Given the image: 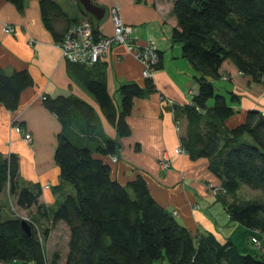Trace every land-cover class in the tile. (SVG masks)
I'll list each match as a JSON object with an SVG mask.
<instances>
[{
    "label": "trees",
    "instance_id": "1",
    "mask_svg": "<svg viewBox=\"0 0 264 264\" xmlns=\"http://www.w3.org/2000/svg\"><path fill=\"white\" fill-rule=\"evenodd\" d=\"M5 1L23 12L25 0ZM38 2L43 24L56 44L65 33L55 31L59 20L69 25L87 20L98 36L96 22L78 3L82 19L68 17L54 0ZM172 15L177 27L172 30L171 42L180 45L181 56L193 68L197 85L188 104L172 106L173 112L180 113L187 122L180 149L193 160L218 161L224 192L215 197L224 200L233 223L264 237V116L250 111L244 123L227 129L224 123L235 111L212 85L213 80L220 79L225 61L231 62L241 76L264 85V0H173ZM68 64L83 88L94 96L117 136L128 137L126 118L133 100L144 91L156 92L152 78L145 79V89L136 84L121 86L117 108L104 81L94 75L97 64L90 68ZM159 65L160 60L155 70ZM32 85L26 71L7 74L0 67V104L15 112L21 93ZM230 98L236 100L233 95ZM41 104L61 125L54 151L60 179L55 190L69 185L73 193L49 214L39 201L40 185H21L17 156L0 153V195L6 190L17 209L36 207L37 215L47 218L51 225L62 222L67 226L63 264H154L165 260L168 264H264V251L244 254L229 239L219 241L210 233L192 236L175 215L155 202L142 175L125 185L114 180L102 158L117 157V142L103 137L88 104L70 96H43ZM174 120L180 127L178 115ZM73 132L81 137L82 146L73 140ZM241 186L258 192L263 201H236ZM227 196L231 202L227 203ZM1 211L0 205V264H60L57 251L49 259L45 257L43 243L49 227L39 234L33 219L15 213L3 218ZM22 220L28 223L30 234L23 230Z\"/></svg>",
    "mask_w": 264,
    "mask_h": 264
},
{
    "label": "crops",
    "instance_id": "2",
    "mask_svg": "<svg viewBox=\"0 0 264 264\" xmlns=\"http://www.w3.org/2000/svg\"><path fill=\"white\" fill-rule=\"evenodd\" d=\"M62 2L69 5L67 8L57 2L68 17H81L74 0ZM94 2L105 9L104 18L94 25L101 36L112 35L109 10L116 7L123 23L136 27V45H144L147 41L155 42L160 55L159 68L151 77L156 92L144 91L140 98L133 100L131 113L126 118L130 135L120 138L103 117L94 96L83 88L72 74L68 62L62 58L52 34L43 24L38 0H25L23 12H18L14 5L0 0V67L7 74L26 71L33 80V85L21 93L15 112L7 111L0 104V153L3 156H17L21 185H40L42 192L39 201L49 214L67 195L73 193V188L69 185L55 190L60 179L54 151L61 125L53 114L43 108L41 98L74 97L93 109L103 137L117 142V161L112 163L111 157L102 158L110 166L114 180L125 185L137 175H142L155 202L168 212L175 213V220L192 236L210 233L219 241L231 240L241 253H262L253 244L255 240L260 241L264 249V237L257 231L233 223L223 205L224 200L213 196L208 189L209 185L220 187L222 183L218 161L214 158L193 160L185 153H174L175 149L181 147L180 138L185 135L187 122L180 113L173 112L172 106L188 104V92L196 93L197 85L193 68L181 56L180 45L173 44L170 39L172 30L177 27L176 18L172 15L173 0ZM68 25L59 20L54 28L57 33L63 34ZM6 26L13 27L14 32L5 33ZM94 75L104 81L117 108L121 103L118 92L121 86L136 84L145 89L140 61L121 45L110 47L107 55L95 66ZM220 75L219 80L227 84V96H223L235 111L224 123L227 129L244 123L250 111L264 116V85L254 83L248 76L239 75L229 61L222 64ZM230 95L236 100H231ZM160 97L165 101H161ZM175 115H178L180 121L179 130L175 126ZM15 125L31 135L30 143H25L22 135L15 132ZM72 138L78 145H83L81 137L74 132ZM164 153L169 158L170 167L162 171L159 161ZM245 188L240 187L241 190L260 196L258 192L247 191L249 189ZM225 200L228 203L232 198L227 196ZM0 205L3 218L13 216L12 206L21 218L33 219L42 229L49 227L47 240L62 227L67 244L69 231L64 223L51 225L47 218L37 215L36 207L17 209L6 190L0 195ZM236 235L241 237L238 242ZM243 239L253 247L245 245ZM45 257L49 259L50 255L45 254ZM64 261L65 256L63 261L60 259V264Z\"/></svg>",
    "mask_w": 264,
    "mask_h": 264
},
{
    "label": "built area",
    "instance_id": "3",
    "mask_svg": "<svg viewBox=\"0 0 264 264\" xmlns=\"http://www.w3.org/2000/svg\"><path fill=\"white\" fill-rule=\"evenodd\" d=\"M109 16L113 27L111 36H101L98 34L96 37L93 34L91 23L87 20L70 24L63 34L61 41L57 44L62 58L68 63L80 64L90 68L96 65L102 57L107 55L112 45H121L124 46L128 52L133 53L140 61L143 78H151L160 60L159 51L155 42L147 41L144 45H136L134 41L136 27L123 23L116 7L109 10ZM4 32L12 34L14 28L6 26ZM238 74L240 75L239 72ZM192 95L193 92L189 91V98L192 97ZM160 100L165 101L163 97H160ZM175 126L176 129L179 130L177 123ZM14 130L23 135L26 142L30 141V135L23 131L21 127L15 125ZM174 153L180 155L183 152L180 148H177L174 150ZM116 160V158H111L113 163H115ZM159 166L162 171L169 169L170 161L167 154L164 153L162 155ZM208 189L213 196L223 194L224 192L220 187L211 185L208 186ZM173 215H175V213H173ZM254 244L258 249H262V247H260V241L255 240Z\"/></svg>",
    "mask_w": 264,
    "mask_h": 264
},
{
    "label": "rangeland",
    "instance_id": "4",
    "mask_svg": "<svg viewBox=\"0 0 264 264\" xmlns=\"http://www.w3.org/2000/svg\"><path fill=\"white\" fill-rule=\"evenodd\" d=\"M56 1L57 2H61L63 4V6H66L67 8H69V5H67V2L64 3V2H62V0H56ZM78 19H82V18L79 17ZM212 85H213V88H214L216 94H221V95H225L226 94V89H227L226 82H222L221 80H213L212 81ZM225 96H227V95H225ZM18 134H20V133H18ZM22 137H23V135H22ZM23 140H24V138H23ZM30 142H31V135H30V141L29 142L25 141V143H30ZM159 168H160V166H159ZM245 189H247V188H245ZM247 191H250V190H247ZM235 200L238 201V202H246V201L261 202V201H263L261 196H256V194H254L252 192H246V190H241V189L237 192ZM11 211H12V213H15L18 216L20 215L19 212H17V210L14 209V208L11 209ZM23 219H27V218L23 217ZM35 226L39 230L38 233L41 234L42 233L41 225H39V224H37L35 222ZM236 240L238 242V240H241V237L239 235H236ZM243 243L245 245H248L249 248L253 247V245L256 247L255 244H253V245L249 244V241H246L244 239H243ZM260 244H261L260 247H262V249L261 248L258 249L257 247H256V249H258L260 252H262V251H264V249H263V245H262L261 242H260ZM65 246H66L65 231L63 230L62 227L58 228L56 230L55 234L52 235L46 242L43 243V248H44V251H45L46 255H48V256L50 255L51 256V254L53 252L57 251V252H59L61 254L62 261L64 259L65 253H66ZM238 246H239V248H242L240 245H238ZM250 250H251L250 252H252V249H250ZM252 253L254 255L256 254L255 252H252ZM244 254H246V253H244ZM154 264H168V263L165 260V261H163L161 263L160 262H155Z\"/></svg>",
    "mask_w": 264,
    "mask_h": 264
},
{
    "label": "water",
    "instance_id": "5",
    "mask_svg": "<svg viewBox=\"0 0 264 264\" xmlns=\"http://www.w3.org/2000/svg\"><path fill=\"white\" fill-rule=\"evenodd\" d=\"M82 11L89 17H91L96 23H99L105 15V9L97 5L93 0H76ZM23 230L30 234L31 230L28 223L25 220L21 221Z\"/></svg>",
    "mask_w": 264,
    "mask_h": 264
}]
</instances>
